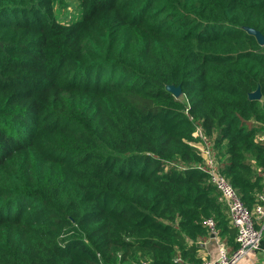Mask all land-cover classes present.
<instances>
[{"label": "trees", "instance_id": "trees-1", "mask_svg": "<svg viewBox=\"0 0 264 264\" xmlns=\"http://www.w3.org/2000/svg\"><path fill=\"white\" fill-rule=\"evenodd\" d=\"M75 1L0 0V264H202L195 129L264 192V0Z\"/></svg>", "mask_w": 264, "mask_h": 264}, {"label": "built area", "instance_id": "built-area-1", "mask_svg": "<svg viewBox=\"0 0 264 264\" xmlns=\"http://www.w3.org/2000/svg\"><path fill=\"white\" fill-rule=\"evenodd\" d=\"M199 147H195L201 163L195 168L208 175V183L218 192V201L225 206L229 224L235 229V242L237 247L231 253H227L223 246L218 249V257L214 262L204 264H235L249 252L258 250L261 243V231L255 228L254 219L264 223V192L257 194L256 205L250 211L242 203L236 190L231 186L226 177L220 173L218 164L214 158L211 143L200 128H196L192 134ZM264 141V133L260 137ZM203 225L215 235L214 221L207 219Z\"/></svg>", "mask_w": 264, "mask_h": 264}, {"label": "crops", "instance_id": "crops-1", "mask_svg": "<svg viewBox=\"0 0 264 264\" xmlns=\"http://www.w3.org/2000/svg\"><path fill=\"white\" fill-rule=\"evenodd\" d=\"M222 207L223 222L218 221L219 227L216 228L215 235L211 237L210 234L208 237L200 239L197 242V256L201 259L202 264L214 262L217 259L220 245L224 247L227 253H231L237 247L235 242L236 231L229 224L225 206L222 205ZM254 225L256 229L261 231L260 247L258 250L249 252L243 256L235 264H264V223L255 218Z\"/></svg>", "mask_w": 264, "mask_h": 264}, {"label": "rangeland", "instance_id": "rangeland-1", "mask_svg": "<svg viewBox=\"0 0 264 264\" xmlns=\"http://www.w3.org/2000/svg\"><path fill=\"white\" fill-rule=\"evenodd\" d=\"M59 21L68 23L75 20L79 15V6L75 0H63L62 4L57 5L54 10ZM195 147H199L196 139L191 142ZM201 163V162H200ZM199 163V164H200ZM197 164V165H199Z\"/></svg>", "mask_w": 264, "mask_h": 264}, {"label": "water", "instance_id": "water-1", "mask_svg": "<svg viewBox=\"0 0 264 264\" xmlns=\"http://www.w3.org/2000/svg\"><path fill=\"white\" fill-rule=\"evenodd\" d=\"M244 31H246V33L250 35H253L256 38V41L258 42L259 45H264V37L258 31L249 27H244ZM166 89L175 97H178L181 93L179 87L167 86ZM248 99L260 100L261 99L260 88L258 87L254 92L248 94ZM211 237H213V235H211Z\"/></svg>", "mask_w": 264, "mask_h": 264}]
</instances>
